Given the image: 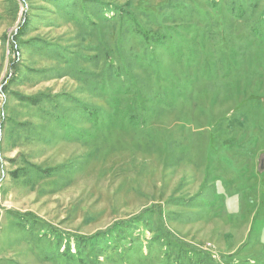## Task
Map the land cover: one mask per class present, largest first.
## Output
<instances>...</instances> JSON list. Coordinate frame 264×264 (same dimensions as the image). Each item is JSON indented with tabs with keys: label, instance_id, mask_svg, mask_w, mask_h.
<instances>
[{
	"label": "rangeland",
	"instance_id": "1",
	"mask_svg": "<svg viewBox=\"0 0 264 264\" xmlns=\"http://www.w3.org/2000/svg\"><path fill=\"white\" fill-rule=\"evenodd\" d=\"M0 264H264V0H0Z\"/></svg>",
	"mask_w": 264,
	"mask_h": 264
},
{
	"label": "trees",
	"instance_id": "2",
	"mask_svg": "<svg viewBox=\"0 0 264 264\" xmlns=\"http://www.w3.org/2000/svg\"><path fill=\"white\" fill-rule=\"evenodd\" d=\"M23 30V29H22ZM20 32H17V35H20ZM13 53V49L10 50ZM10 53V52H9ZM14 62L10 64V70L13 71Z\"/></svg>",
	"mask_w": 264,
	"mask_h": 264
}]
</instances>
